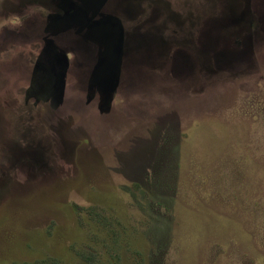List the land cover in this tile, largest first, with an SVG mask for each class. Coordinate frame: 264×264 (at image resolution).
I'll return each instance as SVG.
<instances>
[{"label": "rangeland", "instance_id": "obj_1", "mask_svg": "<svg viewBox=\"0 0 264 264\" xmlns=\"http://www.w3.org/2000/svg\"><path fill=\"white\" fill-rule=\"evenodd\" d=\"M0 264H264V0H0Z\"/></svg>", "mask_w": 264, "mask_h": 264}, {"label": "flooded vegetation", "instance_id": "obj_2", "mask_svg": "<svg viewBox=\"0 0 264 264\" xmlns=\"http://www.w3.org/2000/svg\"><path fill=\"white\" fill-rule=\"evenodd\" d=\"M19 112V114H22L23 112L21 111H18ZM22 121V120H21ZM22 123H23V121H22ZM30 125H32V124H30ZM33 127V126H32ZM27 129H29V128H26V127H21L20 129H19V131H18V133L21 135L20 137H21V139H22V134L25 132V131H27ZM33 129H34V127H33Z\"/></svg>", "mask_w": 264, "mask_h": 264}, {"label": "trees", "instance_id": "obj_3", "mask_svg": "<svg viewBox=\"0 0 264 264\" xmlns=\"http://www.w3.org/2000/svg\"><path fill=\"white\" fill-rule=\"evenodd\" d=\"M101 218H102V216H101ZM94 258H95L94 256L88 255V257L86 259H84V260H86L88 263H91L92 261H94Z\"/></svg>", "mask_w": 264, "mask_h": 264}]
</instances>
